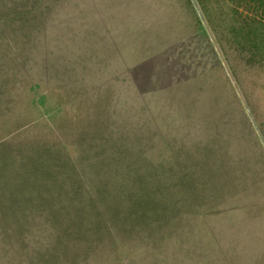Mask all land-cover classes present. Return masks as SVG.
<instances>
[{"label":"rangeland","instance_id":"1","mask_svg":"<svg viewBox=\"0 0 264 264\" xmlns=\"http://www.w3.org/2000/svg\"><path fill=\"white\" fill-rule=\"evenodd\" d=\"M0 264H264V0H0Z\"/></svg>","mask_w":264,"mask_h":264}]
</instances>
